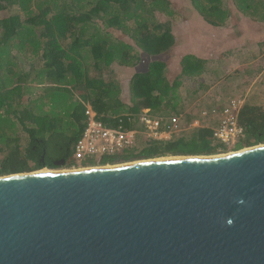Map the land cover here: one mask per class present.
<instances>
[{"label":"trees","instance_id":"16d2710c","mask_svg":"<svg viewBox=\"0 0 264 264\" xmlns=\"http://www.w3.org/2000/svg\"><path fill=\"white\" fill-rule=\"evenodd\" d=\"M191 2L214 27L226 26L233 18L227 6L230 0ZM233 2L244 15L252 11L261 17L264 0ZM175 15L178 17L179 12L170 0H0V123L17 125L18 131L28 138L24 148L20 133L16 138H3L0 130V177L57 169L51 162L52 156L69 147L64 166L75 165L71 161L73 146L86 126L88 106L107 126L125 116L136 119L146 109L160 116L177 115L184 107L178 94L182 79L201 76L206 62L185 55L179 76L169 78L163 56L177 46ZM143 56L150 61L145 71L134 73L130 79L132 106L121 110L117 101L118 80L106 81L104 73H111L115 63L138 66ZM28 60L32 63L30 71L23 67ZM37 65L40 67L36 68ZM35 85L48 88L47 92L77 89L83 94V100H76L72 109L70 134L59 131L49 115L38 113V109L44 108L38 102L47 93L34 100L31 90ZM115 101L118 109H114ZM238 122L245 138L235 146V151L264 144V100L245 101ZM44 149L47 157L41 162ZM225 150L215 143L213 127L206 126L168 142L149 143L138 153L129 150L113 158H95L81 167L163 157L215 156Z\"/></svg>","mask_w":264,"mask_h":264},{"label":"water","instance_id":"95a60500","mask_svg":"<svg viewBox=\"0 0 264 264\" xmlns=\"http://www.w3.org/2000/svg\"><path fill=\"white\" fill-rule=\"evenodd\" d=\"M177 157L0 177V264H264V144Z\"/></svg>","mask_w":264,"mask_h":264},{"label":"rangeland","instance_id":"374dc122","mask_svg":"<svg viewBox=\"0 0 264 264\" xmlns=\"http://www.w3.org/2000/svg\"><path fill=\"white\" fill-rule=\"evenodd\" d=\"M173 5L174 9L181 10L183 9L184 5L188 4V0H170ZM192 3V2H191ZM194 7V6H193ZM264 50V47L262 48ZM257 54L260 53L256 52ZM264 54V53H263ZM259 57V56H258ZM163 59H165L163 57ZM150 61V58H146V60L142 61L141 64H139L137 67H132L130 68H120L117 66V64L112 65L111 67V73H104V79L106 81H114L118 80V88H119V94L117 101L121 103L120 109L126 110L128 107L132 106L131 102V95L129 91V84H130V79L134 73L137 72H142L147 69V65ZM233 66L232 64L228 67L227 69L234 70L231 71V75L229 76L230 79H218L216 82H213L212 84L208 82V74L205 75L202 79H200L199 82L197 80L193 81L191 77H185L182 79V86L178 92L179 97L182 98V103L190 102V105L188 106V109L186 110L185 114H182L183 117H181V122H182V128L183 131L182 134L188 135V133L191 130L190 124L188 123L187 116H192L195 118H199L201 115V111L203 108L210 109L212 107H217V106H224L225 102L228 101L229 97L232 98H244L245 101H261L264 100V75H262V72H264V59L260 56V58H257L256 61V67L262 68L263 70L257 71L251 75H248L245 73V70L242 69L241 71H236L237 70V65H238V60L233 61ZM172 71L174 75L176 76L178 74L179 69L178 68H172ZM179 76V75H178ZM203 74L199 77H202ZM211 76V74H209ZM242 76V78H240ZM228 77V78H229ZM245 81V84H242V81ZM207 81V84H206ZM227 83L226 88L221 87L224 86V83ZM203 84L204 88H200V86ZM210 84V86H208ZM200 88V89H199ZM46 87H41V86H34L32 88V95L34 97V100L41 95L42 93H47L45 98L42 101H39L38 104H43L44 108L39 110L38 113L41 111L43 113H39L40 115L45 116L49 115L53 120H55V123L57 124V129L59 131L65 132V133H71L70 127L72 126V109H74V105L76 103V100L82 101V95L80 93V90H51L47 92ZM211 89V90H210ZM218 89V95L215 94V92ZM193 91H196L193 95ZM254 100H251V99ZM120 105V104H118ZM118 109V106L116 104V101L114 102V109ZM219 108V107H217ZM170 116L169 114H166V117ZM187 124V125H186ZM188 126V127H184ZM0 130H2V137H17L20 131H18L17 125L15 126L14 124L11 125V127L4 125L2 122L0 123ZM21 137V145L25 148L28 146V138H26L25 134L20 133L19 134ZM252 148V147H251ZM249 149V148H244L242 150ZM241 151V150H239ZM233 152H238V151H231V152H221L218 155H226V154H232ZM217 155V156H218ZM216 156V155H215ZM1 157V156H0ZM95 159V158H94ZM143 161V160H139ZM136 162V161H134ZM75 165L77 163L73 162ZM132 163V162H129ZM122 164H127V163H117V164H109L107 166H117V165H122ZM104 166V167H107ZM101 167V166H96V168ZM87 168H95V167H66V166H59L57 169H52L54 171H69V170H74V169H87ZM51 170V169H50ZM40 171V170H39ZM49 171V170H48ZM36 172V171H33ZM38 172V171H37Z\"/></svg>","mask_w":264,"mask_h":264},{"label":"crops","instance_id":"0c3cea01","mask_svg":"<svg viewBox=\"0 0 264 264\" xmlns=\"http://www.w3.org/2000/svg\"><path fill=\"white\" fill-rule=\"evenodd\" d=\"M227 6H229V9L232 11L233 18H231L226 26L220 28L209 24L197 12L195 7H193L191 0H188V4L184 5L183 9L177 10V12H179L178 17L176 15L173 17V19H175L174 32L177 37V46L172 53L163 56L168 64L167 69L170 79H175L180 74L181 60L185 55H194L206 62V69L203 76L191 79L193 81L197 80V82L207 74L208 81H212L208 82L210 84L216 82L218 79H230L229 76L231 75V71L234 70L230 71L226 66L231 64L233 66L234 60H238V68L236 71L244 69L246 74L251 75L255 73L256 70H263L262 68L256 67V61L260 56L264 59V50L262 49V43L264 44V8L263 10L261 8V17H257L252 11H248L245 15L241 13L233 0H230ZM116 35L121 37V34ZM259 51L260 53L257 54L256 52ZM146 58V56H143V61L146 60ZM89 62L92 64L91 60H89ZM117 66L125 69L132 68L119 64H117ZM23 67L25 70L30 71L32 63L29 60L25 61ZM39 67V65L36 66V68ZM172 68L179 69L176 76ZM209 74H211V76H209ZM262 75H264V72H262ZM240 78H242V76H240ZM242 82V84H245L244 80ZM210 84H208V86H210ZM226 85L227 83L225 82L224 86L221 87L226 88ZM200 88H204L203 84ZM195 92L196 91L192 92L193 95ZM215 94L218 95V89ZM230 98L232 97H229L228 100ZM186 100L184 107L177 114L180 118L183 117L182 114L186 113L190 105V102ZM196 119L197 118L193 117V115L187 116L189 124ZM211 126L213 127L214 125L212 124Z\"/></svg>","mask_w":264,"mask_h":264},{"label":"built area","instance_id":"2783aa9c","mask_svg":"<svg viewBox=\"0 0 264 264\" xmlns=\"http://www.w3.org/2000/svg\"><path fill=\"white\" fill-rule=\"evenodd\" d=\"M245 99L230 98L221 109L203 108L198 119L190 124L191 129L213 126L216 144L226 148L225 152L235 151V146L245 138L244 129L239 125L238 115ZM86 126L73 146L72 167H81L94 158H113L129 150L140 152L152 142H168L179 137L183 131L179 116L155 115L146 109L136 119L121 117L113 126H107L97 119L91 107L86 111ZM234 153V152H233Z\"/></svg>","mask_w":264,"mask_h":264},{"label":"flooded vegetation","instance_id":"af4514ba","mask_svg":"<svg viewBox=\"0 0 264 264\" xmlns=\"http://www.w3.org/2000/svg\"><path fill=\"white\" fill-rule=\"evenodd\" d=\"M35 149V148H34ZM71 148H67L65 151L60 152V154L57 155V153L55 154V156H52L51 158V162L56 166L59 167L61 164L65 163V157L68 156V154L70 153ZM47 157V151L44 149V155H41L40 157V161L41 162H45V158Z\"/></svg>","mask_w":264,"mask_h":264},{"label":"bare ground","instance_id":"6f19581e","mask_svg":"<svg viewBox=\"0 0 264 264\" xmlns=\"http://www.w3.org/2000/svg\"><path fill=\"white\" fill-rule=\"evenodd\" d=\"M172 159H181V157H165V158H161L160 160H172ZM142 162H148V161H136V162L127 163V164H137V163H142ZM122 165H125V164H122ZM117 166H121V165H117ZM111 167H113V166H107V167L101 166V167H98V168H111ZM75 170H86V169H74V170H69V171H54V170H49L48 171L47 169H44V170H41V171H38V172L36 171V172H31V173L32 174H49V173L70 172V171H75Z\"/></svg>","mask_w":264,"mask_h":264}]
</instances>
